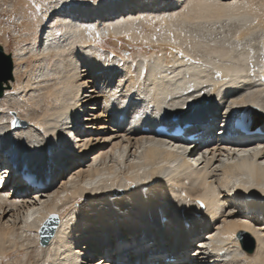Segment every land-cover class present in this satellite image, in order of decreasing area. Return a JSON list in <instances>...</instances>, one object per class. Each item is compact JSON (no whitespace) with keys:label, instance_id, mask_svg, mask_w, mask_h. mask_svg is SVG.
Wrapping results in <instances>:
<instances>
[{"label":"bare ground","instance_id":"6f19581e","mask_svg":"<svg viewBox=\"0 0 264 264\" xmlns=\"http://www.w3.org/2000/svg\"><path fill=\"white\" fill-rule=\"evenodd\" d=\"M74 1L0 0L20 15L0 97V159L7 143L18 167L0 166V264H264V0ZM252 110L263 135L246 146L235 124ZM172 115L198 141L141 128Z\"/></svg>","mask_w":264,"mask_h":264},{"label":"rangeland","instance_id":"374dc122","mask_svg":"<svg viewBox=\"0 0 264 264\" xmlns=\"http://www.w3.org/2000/svg\"><path fill=\"white\" fill-rule=\"evenodd\" d=\"M72 1H74V0H72ZM4 2L12 3L13 0H4ZM6 8H7V11L0 14V23H6V25L9 26L8 27V30H9V34H8L9 41L6 42V44H5V42L1 40L0 41V45L2 46V48L4 49V51L6 53L11 54L13 52V49L16 46L15 33H14L15 30L14 29H15V27L17 25H19L20 15H18V13H13L12 10H11V6H7ZM9 14L12 17V19H10V20L6 18V16L9 15ZM10 30H12V31H10ZM16 30H19L20 31V29H18V28ZM25 38H27L26 35H22L19 39L23 41V40H25ZM99 44L102 47L105 46V48H107V49L112 48L115 51L119 52L120 54H123V52L125 50H127V49H128V52H130V54L135 51V48L131 46L132 44H130V46L127 47L126 42L124 41V39L122 41L121 40L118 41V43L115 44L114 43V40L112 38H109L108 37V38H105V39H101V41H99ZM256 46L258 48L257 50H259L260 49V43H259V41L256 42ZM136 50H138L137 52H141L142 51V48H137ZM30 58L31 57H26V62L25 63H26V65L28 67H31L32 66V63L30 62V60H31ZM247 116H249L251 118V121H261L263 119V117L261 116V114L259 112L255 111V110L249 111L247 113ZM13 122H14V120H12V123ZM103 145L104 144H102V146ZM55 217H56V220L58 222L57 215ZM52 222H53V220H52ZM52 222L48 223V227L50 226V224ZM240 244L243 245V247H245L247 249V247H249V245L251 244V240H250L249 236H245L244 238L240 239Z\"/></svg>","mask_w":264,"mask_h":264},{"label":"water","instance_id":"95a60500","mask_svg":"<svg viewBox=\"0 0 264 264\" xmlns=\"http://www.w3.org/2000/svg\"><path fill=\"white\" fill-rule=\"evenodd\" d=\"M12 67H13V64H12L10 54L6 53L4 51V49L2 48V46L0 45V97L3 94L2 83L7 81V80L12 79ZM243 118H246V117L243 116ZM244 121L247 122L246 120H244ZM12 124L24 125L25 122L15 120ZM258 125H259V122L255 121V122H253L252 127H256ZM57 224H58V222L56 220V217H54L53 222L49 226V230L46 232V228L45 227L43 228V230L40 233V243L41 244H46L49 241V239L52 237V235L54 233V230H55ZM253 248H254V244L251 240V244L249 245V247H247V251L252 252Z\"/></svg>","mask_w":264,"mask_h":264},{"label":"snow or ice","instance_id":"6c2138e0","mask_svg":"<svg viewBox=\"0 0 264 264\" xmlns=\"http://www.w3.org/2000/svg\"><path fill=\"white\" fill-rule=\"evenodd\" d=\"M207 2H211V0H207ZM200 159V157H197V160H199ZM196 161H193V163H195ZM262 163H264V161H262ZM260 191L261 192H264V187H262L261 189H260Z\"/></svg>","mask_w":264,"mask_h":264}]
</instances>
